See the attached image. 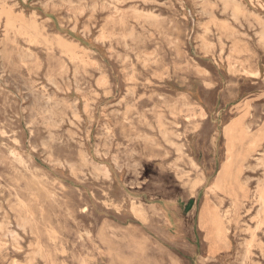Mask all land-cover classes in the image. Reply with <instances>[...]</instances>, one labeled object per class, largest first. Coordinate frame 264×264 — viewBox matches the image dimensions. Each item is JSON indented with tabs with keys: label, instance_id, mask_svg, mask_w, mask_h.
Masks as SVG:
<instances>
[{
	"label": "rangeland",
	"instance_id": "374dc122",
	"mask_svg": "<svg viewBox=\"0 0 264 264\" xmlns=\"http://www.w3.org/2000/svg\"><path fill=\"white\" fill-rule=\"evenodd\" d=\"M263 156L264 0H0V264H264Z\"/></svg>",
	"mask_w": 264,
	"mask_h": 264
},
{
	"label": "bare ground",
	"instance_id": "6f19581e",
	"mask_svg": "<svg viewBox=\"0 0 264 264\" xmlns=\"http://www.w3.org/2000/svg\"><path fill=\"white\" fill-rule=\"evenodd\" d=\"M59 4V3H58ZM116 11V10H115ZM238 12V11H237ZM146 13V12H145ZM244 14V13H243ZM146 15V14H145ZM149 18V17H148ZM215 20V19H214ZM123 33V32H122ZM3 75V74H2ZM259 158V157H258ZM258 164L257 167L258 168H262L263 169V179L258 181V187L257 189L252 193V198H251V202L250 204H248V206L245 208V212L246 214H248V212H251L252 209L256 208L255 210V215L253 214V216H255L254 218V222H255V227L253 225H251L250 223H248V228L246 229V231H249L252 233V235H256L258 234L257 231H259L261 229L262 226H264V156L261 159H258ZM256 170V169H255ZM232 189L235 192V188L234 186H232ZM251 215V214H250ZM251 216V217H253ZM246 217V216H245ZM249 219V218H248ZM250 220V219H249ZM253 220V219H251ZM247 221H244V223H246ZM262 232V231H261ZM255 237V236H254Z\"/></svg>",
	"mask_w": 264,
	"mask_h": 264
}]
</instances>
